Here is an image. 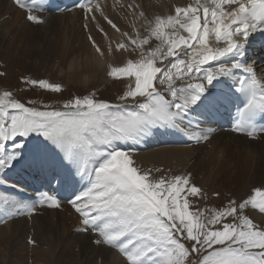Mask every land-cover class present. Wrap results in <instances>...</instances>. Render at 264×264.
Returning a JSON list of instances; mask_svg holds the SVG:
<instances>
[{"label": "snow or ice", "instance_id": "snow-or-ice-1", "mask_svg": "<svg viewBox=\"0 0 264 264\" xmlns=\"http://www.w3.org/2000/svg\"><path fill=\"white\" fill-rule=\"evenodd\" d=\"M14 4L25 11L28 22L45 23L36 14L41 11L42 0H14ZM76 7L85 20L97 21L99 13L111 29L127 38L115 48L109 44L108 55L121 50L138 54V59L110 67L107 73L113 79L126 80V91L118 97L120 103L91 94L70 98L60 109L49 110L45 105L41 110L27 106L34 101L26 104L3 90L0 174L21 159L22 141L30 136L41 137L51 145L69 166V186L73 171L86 185L67 203L78 217L76 232L85 234L100 250L101 261L104 251L115 250L122 258L120 264H264V185L253 188L247 198L231 199L222 209L205 216L201 210L190 211L188 197H200L202 189L189 175L157 177L152 169L138 167L132 154L119 147L165 126L181 131L197 144L208 141L214 130L197 125L190 131L185 116L213 80L237 71L242 75L237 78L236 90L247 101L232 131L251 140L264 137V128L253 123L264 114V77L258 76L255 65L227 59L242 56L248 37L264 31V0H194L185 7L176 6L174 14L157 15L154 21L141 11L144 36L139 29L135 36L122 32L99 0H83ZM96 26L107 36L99 23ZM212 38L215 44L210 42ZM88 40L104 57L105 51L92 35ZM153 40L158 43L146 50ZM211 61L218 63L203 67ZM4 75L0 71V77ZM22 82L53 93L62 91L61 85L43 79ZM128 101L135 110H125ZM17 138L21 142H16ZM45 207L59 209L62 202L47 192L40 193L35 203L0 194V223L32 216ZM257 215L261 219L254 222Z\"/></svg>", "mask_w": 264, "mask_h": 264}, {"label": "rangeland", "instance_id": "rangeland-1", "mask_svg": "<svg viewBox=\"0 0 264 264\" xmlns=\"http://www.w3.org/2000/svg\"><path fill=\"white\" fill-rule=\"evenodd\" d=\"M78 14L80 16L77 19L74 17L71 24L62 18L64 20V26L63 28H61L62 26H55L54 28L58 29L56 32H53L50 26H48L47 31L44 23L40 25H33L31 23L33 25V27H31L33 31L32 39L29 43H25V39L15 37L10 44L6 46L2 43L0 32V71L5 72V75L0 77V92L9 90L14 94V97L21 100V102L27 104L29 100L34 101V104H28L27 106H36L41 108V110L44 109L45 105L49 106V110L60 109L63 103L70 98L77 96L83 97L91 94H95L97 99L106 100L113 104L120 103L118 97L126 91L127 82L124 79L117 80L109 77L107 74L109 71L107 67L109 65V67H119L121 65L116 66L113 62L107 63L104 60L95 58L92 62V69L88 70V72L83 75V79H79L80 81L78 82L72 79L70 71H65L67 66L64 67L61 72L56 70L59 64L63 66V59L62 57L56 56L55 53L65 54L64 51L67 50L76 54L78 53V47H86V49L90 47L92 49L93 46L88 40L89 35L93 36L97 44H104L110 41V37L101 33L96 26L97 23H99L105 31V21L103 19L89 21L85 20L83 13ZM76 15L77 13L75 16ZM52 16H57V22L61 21L58 15ZM43 19L44 21L46 20V18ZM85 24L91 28L88 34L85 33ZM12 29L24 36H26L28 31L27 27L21 28L22 30L16 28ZM78 33H81V36L84 34L86 35V42L79 40ZM45 37L48 38L47 46L52 53L49 52L45 58H42L40 52L42 50V43L47 42ZM20 48L33 56L36 60V66L27 62L26 56L19 50ZM84 51L85 49H81L80 51L82 55H79L75 65V71H82L84 68L86 58ZM57 58H59L58 61ZM68 63H70L69 58L66 59V64ZM88 77L94 78L97 81L91 80L87 82ZM25 79L47 80L50 83L61 85L62 91L60 93H53L38 87L33 88L22 82ZM125 103H130L132 105L131 101ZM17 140H21V138H17ZM258 141H256L257 143L252 142L251 144L245 145L242 141L233 143L228 141V146L218 155L221 156L219 160L223 159L228 163V167L225 170H220L221 176L219 178H215L213 174L209 172H194V181L192 182L202 189V194L200 197H188L191 202L190 211L201 210L204 212L207 207L208 212H204V214L208 216L213 210H220L226 206L229 200H242L251 194L253 188L260 187V184L264 185V143H259ZM230 145L240 148L233 150ZM137 160L140 165L145 167V170H147V168L152 170L157 168L161 169L162 166V172L167 171L166 173L171 174V176H173L175 172H180L178 169L170 168L167 164L165 165L170 169L169 171L163 164L157 167L154 166L156 164L149 161V165L152 163L151 167L146 164L148 159H146V162L144 159ZM137 160H135V163L139 164ZM195 165H197V167L188 164V168L193 166V169H197L200 166V161H197ZM153 172H155V170ZM157 174L155 175L158 177L160 173ZM226 174H228V178H225ZM203 183H205V186ZM209 189L215 192L213 198H211L208 193ZM216 193H219V198ZM230 193L237 196H232ZM44 213L43 210L39 209L32 215V220L38 217L35 221L31 220L27 222L28 217L23 219L30 228L27 237L18 235L9 238V236H7L4 250L0 251L2 257L0 264H81L83 260L85 261L84 264H89L97 259V257L100 263H102L100 259L101 252L96 255L84 249L83 241H79L78 238L72 237L69 232L64 231L62 226L57 224V221H55L56 219L53 220L56 216H51L48 213L44 216ZM257 217L259 219L261 218L260 216ZM16 224L17 223H14L13 225ZM56 227L62 238V242L60 241V243L54 242L51 237V231H54ZM29 240H33L35 243L30 244L28 243ZM94 247L97 248L96 246Z\"/></svg>", "mask_w": 264, "mask_h": 264}, {"label": "bare ground", "instance_id": "bare-ground-1", "mask_svg": "<svg viewBox=\"0 0 264 264\" xmlns=\"http://www.w3.org/2000/svg\"><path fill=\"white\" fill-rule=\"evenodd\" d=\"M100 4L103 6L105 13L109 16L110 19H113L114 22L118 24V26L121 28L122 32H128L129 35L135 36L136 30L139 29L141 36L147 35L146 31L144 30V22L145 17L149 20H155V17L157 15L160 16H167L170 14H174V8L176 6L185 7L190 4L194 3V0H99ZM203 2V0H201ZM129 5H133V8H129ZM144 12L145 17H141L139 14L140 12ZM77 15L75 16V14ZM78 13H82L81 10H75L72 13L69 14H63L58 15L61 19V21H56L57 16H52L51 14H43L41 15L42 18H46L44 26L46 27L48 31V26L51 27L53 32H56L58 29L54 28L55 26H64V18L69 24H71L72 20L77 19L80 15ZM97 19H103L99 16V13H96ZM53 17V18H52ZM49 19V20H48ZM48 20V22H47ZM104 20V19H103ZM105 21V20H104ZM34 25V24H33ZM33 25L26 20V13L22 10L18 9L11 0H0V32H1V39L2 43L4 45H9L13 38L20 37L22 39H25V43H29V41L32 39V28ZM66 25V24H65ZM85 26V25H84ZM28 28L26 36L20 35L19 32L13 31L12 28H16L19 30H22L21 28ZM60 28V29H61ZM59 29V30H60ZM86 34L89 33L91 30L90 26H87ZM105 32L107 33L108 37H110V41L108 43L99 44L100 47L105 51V56L100 57L98 53L95 52V49L93 50L89 47L86 49V47H78L77 51L78 53L74 54L70 51H64L65 54L61 53H55L56 56L62 57L63 59V66L58 65L56 68L57 71H63V68L67 66L65 71L71 72V77L75 82L80 81L79 79H83V75L88 72V70L92 69V62L96 59L104 60L107 63L113 62L116 66H123L124 63L127 62L128 59H138L137 53H128L121 50L120 52H114L112 55H108L107 49L109 47V44L112 45L113 48H115V45L120 42L121 40L126 41V37H122L120 33L115 32V30L111 29L109 25H107V22L105 21ZM183 35H187L186 33H183ZM78 38L80 41L86 42V35L84 34L81 36V33H78ZM44 39V38H43ZM45 40L47 42H43L41 45V52L40 56L42 58H45L47 56V53H52L50 49H48V38L45 37ZM212 44H215L214 38L210 41ZM158 43L156 41H150L149 45L145 46V49L147 50L150 47H154L155 44ZM30 48V47H29ZM254 48H257V40L254 36V34H251L248 37V41L243 49V59L239 60L238 57L235 55L227 58L229 60H234L241 65H255L257 68L258 76L264 77V71H260L261 69H264L262 67V56L259 54L254 63L248 64L250 59L248 57V52ZM20 48L19 50L22 51L25 56L28 63H32L34 66H36V60L33 58V56L30 55L27 51H23V49ZM81 49H85V64L82 71L76 70L75 71V65L77 63V60L79 58V55H82L80 53ZM54 54V53H53ZM54 54V55H55ZM62 56H61V55ZM70 59V63L66 64V59ZM187 59V57H184ZM172 59V58H169ZM59 58H57V61ZM165 63H168V61H165ZM218 62L217 61H211L209 65H204V68L213 67L216 66ZM110 66V65H109ZM107 67L109 70L110 67ZM159 66V64H158ZM114 67V66H111ZM238 72V71H237ZM236 72V73H237ZM235 73V74H236ZM235 74L233 76H235ZM68 75V76H70ZM233 76L230 77H221V81L219 82L217 79L213 80L211 84L208 85L207 89L210 91H213V89H220V94L217 96H214V100H218L226 95L227 91H229L232 87L235 85V81L232 79ZM67 80V79H66ZM71 80V79H70ZM96 80L94 78L88 77V81ZM97 81V80H96ZM81 84V83H80ZM223 100V99H222ZM125 110H131L129 107H126ZM213 110L212 106H209V99H201L199 102L192 106L188 112L190 114L191 119V126L189 130H194V127L197 125H200L202 128H210L213 129V133L211 134V138L213 139L211 142L208 140L202 147L198 148H177V147H168L166 146V141L159 142V141H150L152 139V132L157 128H154L151 130V133L147 135L146 137L142 138L138 142H135L131 144L133 146V150H131L130 153H132L134 157V160L137 159H144V161L147 162L146 164L148 166L152 167V163L156 164L154 166H161L162 164L164 167L169 166L170 168L178 169L181 173H184L186 175H192L194 178V172L204 171L209 172L213 174L215 178H219L221 176V169L225 170L228 167V163H226V160L220 159L221 156H218L224 149L228 146V141L233 143L236 141H242L245 144H251V139L246 140L243 137L240 136H234L230 133H226L224 131H220L215 127L207 126L205 124V120L208 119L209 113ZM170 139H173L174 141H179L184 138V136L176 131L172 135H169ZM259 143H264V137H260ZM37 140H43L41 137L38 136H30L26 141H23L24 148L21 150V159L18 162H14L13 166L6 171H4L2 174H0V185L1 182H5L10 187L24 191L26 193L33 192V188H31V182H32V174L34 170V165L36 168H39L43 166L45 168L46 174L49 176L50 174H53L54 176H57V179L55 180L54 185L52 186V190L50 194L56 196L54 193L55 188L62 183H68L66 176L68 174L69 166L64 165L62 162V158L59 156L58 153L55 152L53 148L50 149V153L48 155V161L45 160L46 157H43L42 160L39 158H35V156L32 154L29 145L31 143H35ZM44 141V140H43ZM16 142H21L17 140ZM26 142L28 143L27 145ZM47 143L46 141H44ZM257 143V142H256ZM158 145L157 147H155ZM11 146V145H9ZM123 146V145H121ZM152 146V147H151ZM231 149L237 150L240 147L237 146H231ZM264 156V154H263ZM151 163L149 165L148 163ZM197 161H200V166L197 169H193V166L197 163ZM138 162V160H137ZM139 163V162H138ZM167 164V166L165 165ZM188 164H192L193 166L188 168ZM140 165V163L138 164ZM145 165V166H147ZM153 166V167H154ZM23 167V168H22ZM149 167V168H151ZM18 168H22L20 171ZM148 169V168H147ZM162 169V166H161ZM168 169V167H167ZM165 169V170H167ZM155 169H153L154 171ZM170 169H168L169 171ZM172 170V169H171ZM164 171V170H163ZM173 171V170H172ZM167 172V171H166ZM175 172V171H174ZM157 174L156 172H154ZM173 173V172H172ZM176 174V173H175ZM73 180L71 185L69 186V191L71 192L73 190V187L77 189V194L84 189L85 186L81 187V185H77L75 183V174L74 171L72 173ZM158 175V174H157ZM156 175V176H157ZM171 175V174H170ZM225 178H228V174H226ZM205 186V183H203ZM17 186V187H14ZM209 195L211 198L214 197L215 192L212 189L208 190ZM2 194V193H0ZM232 196H237L233 193ZM229 195V194H228ZM62 203L68 204L66 201ZM212 202V201H211ZM30 203V202H27ZM44 209V208H43ZM60 210L55 212L54 210H48V212H45L50 214L51 216H56L53 220L57 221V224L62 226L63 230L66 232H69L72 237L78 238L79 241H83V248L91 251L93 254L98 255L100 253V250L95 248L88 238H86L85 234H80L76 232V228L78 225V217L74 213V210L70 208ZM44 214V216L46 215ZM29 216H19L16 218L9 219L5 223H0V251L4 250L5 246V240L7 236H22L27 237L29 233V226L26 225V223L23 221L24 218ZM38 217H36L35 221ZM33 219V218H32ZM14 223H17L16 225H13ZM51 237L54 242L60 243L62 238L60 237L58 233V228L56 227L54 231H51ZM62 242V241H61ZM103 260L102 263L97 259L92 261L89 264H120V261L122 258L119 256V254L113 250L111 252H103ZM2 261V257L0 254V262ZM85 261L83 260L81 264H84Z\"/></svg>", "mask_w": 264, "mask_h": 264}]
</instances>
